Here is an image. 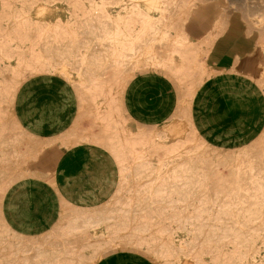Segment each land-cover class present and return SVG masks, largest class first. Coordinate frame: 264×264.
Listing matches in <instances>:
<instances>
[{
  "label": "rangeland",
  "instance_id": "374dc122",
  "mask_svg": "<svg viewBox=\"0 0 264 264\" xmlns=\"http://www.w3.org/2000/svg\"><path fill=\"white\" fill-rule=\"evenodd\" d=\"M114 1L110 4L117 9V27L109 37L97 34L91 42L86 36L92 22L109 27L110 11L103 4L90 17L93 0H0V181L6 194L25 178H19L17 170H29L26 164L35 158L36 144L40 151L58 140L70 148L93 144L112 158L116 168L111 190L99 200L111 205L106 241L100 234L103 208L93 206L77 222L60 224L51 247L36 264H264V130L251 144L225 148L207 142L186 120L179 124L180 136L172 129L176 123L163 128L168 132L134 125L131 129L116 106L122 80L138 66L173 62V55L162 59L161 46L158 56L150 59L136 44L151 36L154 44L172 40L188 58L199 62V57L192 55L194 46L176 39V16L166 19L172 16L170 9L150 15L141 0ZM202 1L217 2L222 12L229 10L230 20L253 41L260 62L255 79L264 89V15L261 20L262 15L256 16L264 14V1ZM113 33L126 37L123 48L107 53L93 48L95 42L115 43ZM204 67L202 80L208 72ZM187 69L191 75L198 71L192 65ZM40 74L65 76L81 97V111L87 93L96 98L95 111L86 112L84 122L66 134L41 138L29 132L18 120L17 96L27 80ZM57 190L61 210L81 204ZM115 206L120 208L117 216ZM60 213L39 234L53 232ZM3 232L0 222V235ZM26 258L30 257L19 260ZM3 260L30 264L18 261L11 243L1 250L0 264Z\"/></svg>",
  "mask_w": 264,
  "mask_h": 264
},
{
  "label": "crops",
  "instance_id": "0c3cea01",
  "mask_svg": "<svg viewBox=\"0 0 264 264\" xmlns=\"http://www.w3.org/2000/svg\"><path fill=\"white\" fill-rule=\"evenodd\" d=\"M221 8L217 2H200L185 21L189 43L184 46H194L192 55L199 62L193 58V65L190 61L176 66L165 59L157 66H138L122 80L116 106L126 121L151 131L186 120L207 142L225 148L246 146L262 134L264 89L255 79L260 72L255 44L230 20L231 12ZM225 14L230 16L220 31L218 23ZM177 50L188 59L186 50ZM204 62L208 72L202 80ZM190 65L198 70L192 75ZM88 95L81 111L73 82L62 75L40 74L19 88L17 117L41 138L66 134L84 122L86 112L95 111L96 98ZM26 167L41 177L29 176L13 185L4 199V211L15 229L28 234L44 231L59 215L62 198L57 188L70 201L88 203L104 199L116 178L112 158L93 144L70 148L58 140L45 145Z\"/></svg>",
  "mask_w": 264,
  "mask_h": 264
},
{
  "label": "bare ground",
  "instance_id": "6f19581e",
  "mask_svg": "<svg viewBox=\"0 0 264 264\" xmlns=\"http://www.w3.org/2000/svg\"><path fill=\"white\" fill-rule=\"evenodd\" d=\"M260 1V0H259ZM264 1V0H263ZM93 5L91 4L90 6L94 7V10L92 12L89 13L90 17H93L94 15V11H99L100 10V4H103L104 6H106V8L110 11V15H109V27H106V25L102 22H92V26L88 29L87 31V39L90 40L91 42L95 41V37L97 34L102 35V36H107L109 37L111 35L112 30L117 27L118 22L116 21V16H117V9H115V7L111 6L110 3L115 2L114 0H93ZM142 5L145 9V11L152 15L157 14V13H161L162 10L164 8H168L170 9V15L172 16H166V19L170 20L172 19L174 16L175 17V21L178 25V35L179 38L181 40V43H189V40L187 39V36L185 35L184 32V24L185 21L189 15V12L191 11V9L196 6L198 3L200 2H204L202 0H175V4H171L168 0H141ZM184 2L183 7L180 6L181 3ZM252 2V1H251ZM254 2V1H253ZM252 2V3H253ZM264 3V2H263ZM257 4H259L257 2ZM260 5V4H259ZM264 5V4H263ZM251 6V5H250ZM261 8V5L259 6ZM91 8V7H90ZM258 8V7H257ZM252 10H254L252 8ZM250 13V12H249ZM252 17L255 18V14H252ZM254 15V16H253ZM262 15V16H261ZM263 15L259 13L258 15L256 14V16H261L259 20L263 19ZM229 14H225L223 18V20L221 21V23H218V30L220 29V31L222 30V24H226V22L228 21L229 18ZM257 18V17H256ZM221 20V19H220ZM264 21V19L262 20ZM262 21L257 22L256 24L259 23H263ZM255 24V22H253ZM96 30H95V27ZM164 26V25H163ZM160 27L159 29L163 28ZM166 33V32H165ZM113 37H116L115 39V43H110L109 41L104 42V43H98L95 42L96 44L93 46V48H97L99 49V53H107L110 50L115 49V50H119L121 48H123V42L126 41V37H124L122 34H115L113 33ZM167 34V33H166ZM263 34V33H262ZM215 38V37H214ZM259 38V37H257ZM154 37H149L147 39L146 42L144 43H137L136 46L139 47V50H141L145 57H150V59H155L154 56H158V46H161L162 51V59H164V57L168 58L169 55H173V62L175 65H182V64H186L189 63L190 61H192V65H193V58L190 57L188 59H186L184 57V55L179 51L176 50V45L177 43H175L172 40L163 42L161 44H154L153 42ZM178 46V45H177ZM129 47V46H128ZM161 59V57H160ZM206 62H204V66H208L207 64H205ZM204 69H206L205 67H203ZM206 70H204L202 73H204ZM184 122V121H183ZM131 129H135L133 124H130ZM174 131H176V133H178L177 135L180 136V130H181V125L176 124L173 128ZM162 132L164 130H166L168 132V129H161ZM73 142V141H72ZM39 145V144H38ZM37 144L35 146H33L34 148V157H36L38 155V153L40 152L41 146H38ZM22 152V151H21ZM18 176L19 178L21 177H29V176H34L37 178V176L41 175L39 173V175H37L38 173H36V171H30V170H26L23 169L22 167H20L18 170ZM44 177L46 175L43 174ZM41 177V176H39ZM43 178V177H42ZM0 180H1V176H0ZM6 197V189L3 185V183H1L0 181V222L3 226V234L0 235V254H1V250L3 249V246L7 243H11L13 245V248L16 251V256L18 257V261L20 263L23 262H29L30 264H36L37 260L40 258V256L44 253V251L49 250V248L51 247L53 241H54V237H55V232H57L60 229V224H64V221L70 219V221H74L77 222L78 217L84 218V211H86L88 208L93 207V206H98L100 205L103 209V213L101 214L100 217V222H103L104 226L101 228L100 230V234H102L101 239L105 240L108 238L109 235V231H108V220L110 219L108 210H110L111 205H101L99 204V200H92L88 203H81L79 206L73 208L72 210H68L66 207L62 208L61 213H60V220H59V225L55 226V230L53 232H46L45 234H28V233H23L18 231L17 229H15L10 222L8 221L5 211H4V199ZM120 208L115 206L114 207V216H117V211ZM51 227V226H50ZM114 240L115 237H113ZM26 249H28L29 251H26ZM30 257V258H26L25 260H19V258L21 257ZM41 262L43 263L45 260L44 259H40ZM3 264H9L6 260H3ZM181 264H192L191 261H184Z\"/></svg>",
  "mask_w": 264,
  "mask_h": 264
}]
</instances>
